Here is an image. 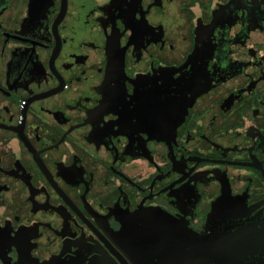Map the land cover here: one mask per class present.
Returning <instances> with one entry per match:
<instances>
[{
	"label": "flooded vegetation",
	"instance_id": "flooded-vegetation-1",
	"mask_svg": "<svg viewBox=\"0 0 264 264\" xmlns=\"http://www.w3.org/2000/svg\"><path fill=\"white\" fill-rule=\"evenodd\" d=\"M254 222L264 0H0V264H214Z\"/></svg>",
	"mask_w": 264,
	"mask_h": 264
},
{
	"label": "water",
	"instance_id": "water-1",
	"mask_svg": "<svg viewBox=\"0 0 264 264\" xmlns=\"http://www.w3.org/2000/svg\"><path fill=\"white\" fill-rule=\"evenodd\" d=\"M243 226V225H242ZM242 226L234 223L232 225L233 233L235 236L234 241L228 240L225 242L226 235L223 240L216 241L213 238L212 244L216 247V256L212 258L215 262L214 264H264V229L257 225L256 222L250 223L248 226L249 237H244L242 239ZM211 235H215V231L208 234L204 239L198 240V243L201 245L206 244L207 252H210L208 248L211 244ZM246 250H248V255H245ZM184 251V249H183ZM196 251V250H195ZM230 252V257L222 253ZM191 259H187L189 263ZM192 262V260L190 261ZM210 264V263H208Z\"/></svg>",
	"mask_w": 264,
	"mask_h": 264
}]
</instances>
